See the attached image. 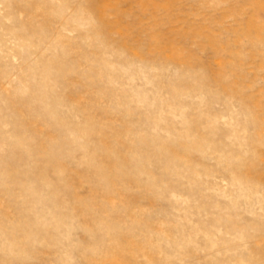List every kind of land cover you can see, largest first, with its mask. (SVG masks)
<instances>
[{
  "label": "rangeland",
  "instance_id": "374dc122",
  "mask_svg": "<svg viewBox=\"0 0 264 264\" xmlns=\"http://www.w3.org/2000/svg\"><path fill=\"white\" fill-rule=\"evenodd\" d=\"M0 264H264V0H0Z\"/></svg>",
  "mask_w": 264,
  "mask_h": 264
}]
</instances>
